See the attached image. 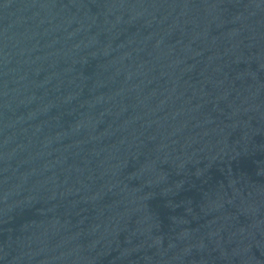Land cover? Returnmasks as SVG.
Returning <instances> with one entry per match:
<instances>
[{"label": "water", "instance_id": "water-1", "mask_svg": "<svg viewBox=\"0 0 264 264\" xmlns=\"http://www.w3.org/2000/svg\"><path fill=\"white\" fill-rule=\"evenodd\" d=\"M0 264H264V0H0Z\"/></svg>", "mask_w": 264, "mask_h": 264}]
</instances>
